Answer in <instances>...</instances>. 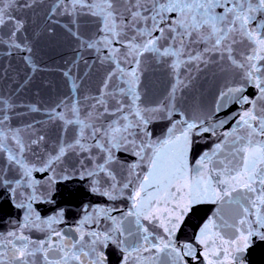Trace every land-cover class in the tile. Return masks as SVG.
Returning a JSON list of instances; mask_svg holds the SVG:
<instances>
[{"label": "snow or ice", "instance_id": "obj_1", "mask_svg": "<svg viewBox=\"0 0 264 264\" xmlns=\"http://www.w3.org/2000/svg\"><path fill=\"white\" fill-rule=\"evenodd\" d=\"M32 3L35 0H25V3L18 6L30 7ZM14 5H17V0H0V29L8 24L12 25L6 34H0V45H7L10 54L13 51L17 54L25 53L21 58L30 69V77L44 69L33 58L32 48L23 36L24 23L8 10ZM217 9L222 11L217 12ZM173 13L174 16L171 15ZM63 15L71 17L68 23L61 26L77 41L78 48L93 50L98 57L107 49L108 54L104 56V60L113 64L114 68L105 77L103 93L94 98L89 112L81 114L78 101H61L65 111L57 112L55 108L47 111L48 119L62 121L65 130L72 125L74 135L71 140L62 138L56 145L55 152L48 154L39 167L29 159V154L33 152L32 146L43 141L44 137L41 135L26 139L21 129L11 127L10 118L14 115L16 104L11 97L0 94V158L4 160L0 166V187L12 193L17 208L24 209L22 223H18L12 230L0 232V264H36L37 256L40 264H88L89 260L91 264H106L99 253L110 241L118 246L121 243L127 244L120 237L132 233L121 227L125 219L123 215L119 218L111 215V207L85 209L84 218L76 226V231L80 233L78 238L72 235L71 230L66 234L55 227L62 222V211L42 219L33 205L42 202V198L48 200V190L41 191L43 186L37 184L32 173H54V166L62 162L65 155L77 154L80 155V170L77 175L81 179H89L91 191L110 200L117 198L123 189L134 183L131 177L136 175L138 164L133 163L127 168L129 178L118 176L113 167L118 162L116 151L130 152L141 161L145 159V147L151 142L141 140L138 144L135 129H145L144 135L147 137L149 133L146 125L150 122L151 115L174 110L170 107L171 100L186 85L180 76L181 68L207 63L208 53H218L219 58L229 60L244 70L246 80L258 90L257 99L264 101V0H52L49 20L60 24L53 17ZM81 15L98 18V31L102 35H83L78 21ZM157 32L159 36L154 35ZM18 33L21 35L18 36ZM238 39L247 41L251 48V52L246 53L244 60L239 63L233 55V46ZM165 40L169 43L161 44ZM201 44L204 45L203 48L199 47ZM145 52L152 53L161 60L167 58L165 62L170 63L178 81L171 89L168 102L152 109L138 103L141 97L137 90L139 72L124 67L127 63L139 65L140 56ZM82 59L83 56L78 53V60ZM76 63L74 61L73 65L63 70L69 87V96L65 100L69 101L77 99L75 93L79 83L73 73ZM242 91V88L236 89L237 102L250 104L251 108L244 110L234 132L225 134L226 137H232L235 151L227 156L226 144H217L211 152L203 153L201 163L195 170L198 176L195 186H186L191 203H216L229 197L227 202L235 204L237 215L231 225L235 234L227 239L235 241L238 234L243 237L244 248H247L251 245L253 236L264 241V104L257 107L256 99L249 100L238 95ZM231 96L232 91L223 94L217 111L227 106V97ZM110 101L114 102L111 106ZM30 111L39 112L42 109L33 105ZM104 115H111L115 119L100 123V118ZM226 122L220 121L219 126ZM201 132L214 134L215 127L204 126L198 120L183 121L181 135L175 137L176 151L169 175L164 177L163 184L171 186L174 182L186 180L185 153L191 146L192 135H200ZM238 136L239 143L236 139ZM170 144L172 141H165V145ZM158 158L157 152L150 161L152 173L136 185L132 208L127 216L136 217L137 238L128 246L122 264H129L130 261L132 264H155L152 250L159 251L161 246L166 250V255L173 257L171 264H186L184 257L194 255L191 245H185L182 250L173 242L172 237L187 209L177 214L179 206H169L171 200L179 199L172 191H169L168 199L162 205L164 212L163 219L160 220L168 239L161 238L156 243V237L140 223L141 218L160 219L153 215L158 201L148 192L152 181L156 179ZM13 169L16 178L9 179L6 173ZM48 182L51 184L53 181L49 178ZM175 191L178 192L179 189ZM21 192L24 193L23 196ZM232 193L236 195L232 196ZM101 219L111 221V227L101 224ZM92 224L97 226L96 229L89 228L85 231L84 226ZM32 228L46 231V238L42 242L34 241L28 234ZM140 229H143L142 235ZM85 235L89 237L87 241ZM225 239V236L220 235L215 219L204 224L198 243L204 246L208 264H221L226 258L223 247L217 243ZM244 248H236L234 251L243 252ZM143 253H148V256L145 257ZM232 259L241 264L243 257L233 255Z\"/></svg>", "mask_w": 264, "mask_h": 264}, {"label": "water", "instance_id": "obj_2", "mask_svg": "<svg viewBox=\"0 0 264 264\" xmlns=\"http://www.w3.org/2000/svg\"><path fill=\"white\" fill-rule=\"evenodd\" d=\"M23 3L25 0H17V5L8 10L24 23L23 36L27 38L32 48L33 58L44 70L29 77L30 69L21 58L25 53L17 54L13 51L10 54L7 45H0V94L11 97L16 104L14 115H11L10 118L11 127L21 129L26 139L37 138L41 135L44 137L43 141L32 146L33 152L29 154V159L39 167L40 162L46 159L48 154L55 152L56 145L62 138L71 140L74 135L72 125H69L65 130L62 121L48 119L47 111L52 108H55L57 112L65 111L61 101H65V103H77L78 101L81 114L89 112L94 98L103 93L102 86L105 77L114 68V65L104 60V56L108 54L107 49H104L98 57V54L93 50L78 48L77 41L61 26L68 23L71 17L68 15L53 17V19L59 20L60 24L52 23L49 20L48 13L52 0H35V3H32L30 7L18 6ZM220 11L222 10L217 9V12ZM171 15L174 16L175 13ZM78 21L83 35H102L98 31L100 28L98 18L81 15ZM11 27V24L6 25L0 29V34H6ZM20 35L18 33V36ZM154 35L159 36V33H154ZM168 43L167 40L161 42L163 45ZM114 46L119 47V45ZM199 47L203 48L204 45L201 44ZM233 48V55L237 59V63L244 60L246 53L251 52L249 43L242 39H238ZM78 53L83 56L82 60H78ZM165 60L145 52L140 56L141 63L139 65L134 63L124 65L130 71L139 72L137 90L141 93V97L138 103L148 109H152L161 103H167L173 85L178 83L170 63L165 62ZM74 61L77 63L73 67V73L78 79L79 88L75 93L77 99L69 101L65 100L69 96V87L63 70L73 65ZM207 61V63L188 65L186 68L180 69V76L186 85L181 87L171 100L170 107L174 110L153 113L150 122L146 125L149 133L147 137L144 135L145 129H135L138 135V144L141 140L151 142L145 147L143 153L145 159L143 161L130 152L116 151L118 162L114 163L113 167L118 176L122 175L126 179L129 178L127 168L133 163L138 164L136 175L131 177L134 183L123 189V192L115 199L110 200L105 196L97 195L91 191L89 179H81L77 175L80 170V163L78 162L80 155L67 154L62 162L54 166V173L51 171H34L32 173V178L37 184L43 186L41 191L48 190V200L42 198V202L33 205L39 216L46 219L62 211V222L57 223L55 227L63 230L66 234L71 230L72 235L78 238L80 233L76 231V226L84 218L85 209L111 207L113 217L119 218L122 215L125 217L121 227L129 229L132 235L120 237L121 240H126L127 244L121 243L118 246L110 241L99 255L101 259L106 261V264H122L127 255L128 246L134 243L137 238L136 217L127 216V212L132 208L136 185L152 173L150 161L158 152L156 179L152 181V187L148 188V192L158 201L153 209V215L160 219L141 218L140 220V223L149 229L150 234L156 237L155 242L159 243L161 238L168 239V234L160 220L163 219L162 213L164 212L162 205L168 199L169 191H172L179 199L171 200L169 206H179L177 214H181L184 209H187L172 237L174 244L182 250L185 245L193 247L194 255L184 257L186 264H208L204 255V246L199 244L198 240L201 229L210 219L216 220L220 228V235L226 237L223 241H217L223 247L226 256L221 264H237L232 259L233 255L243 257L241 264H264V241L253 236L251 245L244 248V239L238 234H236L237 239L235 241L227 239V237L235 234L231 225L237 215L235 204L227 202L229 197H224L222 202L216 203L208 201L191 203L188 195L189 189L186 184L195 186L198 180L195 170L201 163L203 153L211 152L217 144H226L225 155L227 156H231L235 151L232 137H226L225 134L233 133L244 110L251 108L250 104L237 102L236 89H243L238 95L247 97L249 100L256 99L257 107L264 104V101L257 99L258 90L246 80L244 70L241 67L229 60L219 58L218 53H208ZM227 91H232L233 96L227 97V106L217 111V106ZM113 103L110 101V106ZM33 105L42 111H30V107ZM114 119L115 117L111 115H104L99 122L107 123ZM184 120H198L202 121L204 126H214L215 133L201 132L200 135H192L191 146L186 151L184 160L186 180L174 182L168 186L162 181L164 177L169 175L176 151L175 137L181 135ZM222 120L227 122L219 126ZM174 124L175 127H173ZM236 139L239 143L240 137L238 136ZM165 141H172V144L165 145ZM3 163L4 160L0 158V166ZM6 175L9 179L16 178L14 169L9 170ZM56 177L64 178L57 179ZM49 178L53 181L51 184L48 182ZM176 189L179 191H175ZM21 195L23 196L24 193L21 192ZM141 195L143 196L144 193L142 192ZM235 195L236 193H232V196ZM23 217L24 209L15 206L12 193L0 187V232L14 229L18 223L23 222ZM101 224L111 227V221L101 219ZM84 227L87 231L89 228L95 230L97 226L92 224ZM28 234L34 241L42 242L46 238V231L36 228H32ZM142 234L143 229H140V235ZM88 239L89 237L85 235V241ZM236 248H244V250L243 252H235L234 249ZM152 252L155 264H165L166 261L171 264L173 257L166 255V250L162 246L159 251L153 249ZM143 255L147 257L148 253H143ZM36 264H40L39 256L36 257ZM88 264H91L90 260ZM129 264H132V261Z\"/></svg>", "mask_w": 264, "mask_h": 264}]
</instances>
